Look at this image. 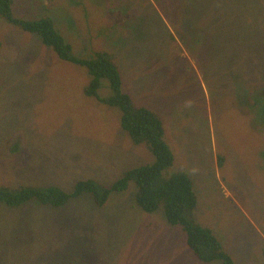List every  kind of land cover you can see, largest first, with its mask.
Here are the masks:
<instances>
[{
	"label": "rangeland",
	"instance_id": "374dc122",
	"mask_svg": "<svg viewBox=\"0 0 264 264\" xmlns=\"http://www.w3.org/2000/svg\"><path fill=\"white\" fill-rule=\"evenodd\" d=\"M15 18L51 17L80 56L107 53L134 104L156 111L174 162L234 264H264V0H9ZM1 12V9H0ZM88 68L0 13V185L110 186L150 163L122 111L86 88ZM98 94L112 92L101 80ZM135 180L105 204L0 201V264H221L202 260ZM6 252V255H5Z\"/></svg>",
	"mask_w": 264,
	"mask_h": 264
},
{
	"label": "trees",
	"instance_id": "16d2710c",
	"mask_svg": "<svg viewBox=\"0 0 264 264\" xmlns=\"http://www.w3.org/2000/svg\"><path fill=\"white\" fill-rule=\"evenodd\" d=\"M0 9L1 15L8 17L25 30L39 34L43 43L53 48L60 58L86 66L90 77L86 92L118 107L122 111L121 125L134 143H146L154 154L150 163L128 169L110 186L101 187L92 179L79 180L73 191L58 185L44 187L0 185V201L9 206H17L30 199H36L41 203L59 206L71 195L87 192L94 202L103 205L112 191L125 190L130 180L134 179L135 201L138 206L145 211L163 209L166 220L184 229L190 247L202 260L208 262L220 260L221 264H234L231 255L212 230L200 224H193L190 220L188 213L197 203L193 180L185 170L168 172L173 165L174 154L165 139L162 117L146 106L134 104L132 96L123 91L121 71L111 56L107 53H98L96 56L75 54L72 50L73 46L57 29L51 17L15 18L11 15L13 10L9 6V0H0ZM103 78L109 81L108 86L112 89L105 98L98 94ZM257 102L264 110L263 95L258 96Z\"/></svg>",
	"mask_w": 264,
	"mask_h": 264
},
{
	"label": "flooded vegetation",
	"instance_id": "af4514ba",
	"mask_svg": "<svg viewBox=\"0 0 264 264\" xmlns=\"http://www.w3.org/2000/svg\"><path fill=\"white\" fill-rule=\"evenodd\" d=\"M263 95V98H264V94H262Z\"/></svg>",
	"mask_w": 264,
	"mask_h": 264
}]
</instances>
